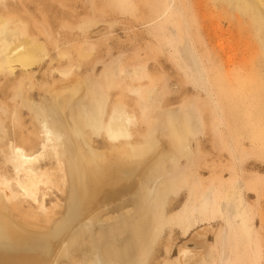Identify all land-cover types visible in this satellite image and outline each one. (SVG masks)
I'll list each match as a JSON object with an SVG mask.
<instances>
[{"label":"bare ground","instance_id":"obj_1","mask_svg":"<svg viewBox=\"0 0 264 264\" xmlns=\"http://www.w3.org/2000/svg\"><path fill=\"white\" fill-rule=\"evenodd\" d=\"M216 1L248 15L259 52L242 58V64L261 75L264 0ZM20 2L10 8L0 0V79L6 78L0 84V264H57L61 258L67 264H254L257 201L249 195L259 197L264 175L246 167L251 159L264 161V143L251 130L264 124V86L247 88V72L237 73L239 83L229 74V80L210 75L223 55L227 64H234L236 55L220 43L215 57L200 52L199 42L192 44L188 9L176 0L151 1L150 44H131L128 53L118 55L110 48L108 58L89 60L88 66L101 62L98 72L89 68L63 84L50 79V66L37 81L33 69L45 60L51 66L65 63L66 50L51 44V53L49 44L22 32ZM88 17L85 27L91 28L97 21ZM70 48L84 60L94 55L95 44ZM160 52L189 88L180 84L173 91L160 61L151 71L149 61ZM80 59L68 60L63 77ZM261 77L264 81V73ZM208 133L211 148L226 151L228 160L202 163L209 153L202 137ZM98 140L106 144L87 151L83 141ZM55 189L67 197L57 220L51 213L61 204L46 205ZM182 193L186 198L180 202ZM206 222L215 228L198 233L194 242L202 249L183 244L178 257L157 259L160 241L173 226L186 236ZM165 250L169 254L171 247Z\"/></svg>","mask_w":264,"mask_h":264},{"label":"rangeland","instance_id":"obj_2","mask_svg":"<svg viewBox=\"0 0 264 264\" xmlns=\"http://www.w3.org/2000/svg\"><path fill=\"white\" fill-rule=\"evenodd\" d=\"M14 1L15 0H4L6 6H9L10 8L13 7L11 3H13ZM18 1H21L20 17L24 22L22 26V32L29 36H34V37L36 36L35 38L37 40L44 42L45 44H49L51 53H54L53 52L54 48H52L54 46L51 44H60L61 47H63L66 50L65 54H63L62 56V61L63 62L66 61L65 63H56L54 61L53 62L54 64L52 63L53 66H51L49 65V62L45 60L39 67H35L33 69V72L35 73L34 78L37 79V81H41L44 78L43 76L45 74V71L47 67L50 66V69L52 70V76L50 77V79L56 80L57 81L56 84H63L65 82L76 79V77H81V76H76L78 75V73L79 75H83L89 72L90 70L93 72H98L99 69H101L100 66L101 62H99L98 60L90 61L91 62L90 66H88L89 65L88 62L90 59L92 60L97 56L100 58H108L109 54L106 55L105 53L110 48L112 54L118 55L121 53L122 54L128 53L130 51V48L132 47L131 44H138V43L148 44V42L150 44L149 41L150 33L148 32L150 26L147 24V22L150 20V18H148L149 17L148 14L150 12L149 7L152 0H134L129 2H127V0H122L123 3L119 4L120 6L114 3L113 0H94L95 3L89 0V2L92 4V7H94V9L93 8L92 9L95 11L94 12L95 14L93 13V10L90 7L91 4H89L87 0H18ZM177 1L179 3L182 1L181 3L182 6L185 5L187 7L185 10L188 9L186 11L188 12V14L187 13L186 14L188 15L187 17L189 18V27L191 29L189 31H190L191 39L193 40L192 44L195 43L197 44L199 42L197 44V47L200 52L206 50L208 53H212L213 57H215L217 52H221L216 46V44L220 43L226 46V49L229 50L227 54L236 55L234 64H227L225 62L226 57L225 55H223L221 62H219L220 63L219 67L218 66L214 67L213 65H211L213 69L212 71H210V75H212V73L225 74L229 80L228 77L229 74L232 77L231 79L238 82V79L236 77L238 72L249 73L251 71L252 68L251 64H248V66H246L245 68V65L242 64V58L246 57L248 60H251L257 56L256 51H258V45L256 44L258 43L257 42L258 37L257 36L255 37L256 35L255 31L251 29L247 24L248 15H246L244 12L241 13L238 10H235L234 8L232 10L231 6L222 2L219 3L216 0H186V1L176 0V2ZM85 7L87 12L85 11ZM95 8L98 10H96ZM224 9L226 10V13L223 12L225 11ZM229 12L231 13L233 12L235 13V15L234 14L231 15V13ZM26 13H28V15ZM85 14L90 16V19L95 16L96 18L94 17L92 19H95V21H97L98 24L96 22V25L95 26L93 25V27L91 28L90 27L88 28V26L85 27V23H86L85 20L89 19V17L88 16L86 17ZM239 15L241 16V18ZM237 16L239 17L237 18ZM98 17H100L99 19L101 21H99ZM232 17L237 18L238 20V21L236 20L237 23ZM243 18H244V22H243ZM233 21H235L236 24ZM33 22L34 24L35 23L36 24L33 25L32 24ZM240 23H242V25H240ZM37 26L38 29H36ZM40 28L43 30H41ZM44 30L46 31L45 33L46 35L45 34L43 35V33L45 32ZM248 30L251 31V33L247 32ZM244 31L246 32L244 33ZM40 32L41 35H39ZM86 38H88L89 41L87 40L84 42ZM253 38L254 39L257 38V39L254 40ZM194 41L195 43H193ZM70 44H95L94 55L92 53L91 54L92 56L90 55L88 59L85 58L84 60L80 59L79 56L76 55V51H73L70 48ZM203 47H205L206 49ZM158 54H156L155 57L153 58L156 61H152L153 59L149 61L151 66V71L156 70L155 68H152V66H155L154 64L158 65V63L155 62L160 61L164 65L166 70L170 72L171 78L169 79V83L170 84L173 83L171 84L172 88L175 89L173 91L176 92L177 87L179 88L178 85L180 84L183 85L188 84L186 82H181L183 80L180 81V77L184 75H182L181 71L178 69L177 70L179 71V74L177 75V73H175L174 68L176 69V67L174 63L173 62L171 63L166 59L164 52H160ZM73 58L76 60L80 59L79 63L82 62V65L79 66L78 63L74 68H72L71 72L68 74V76L71 78H69L68 76H67L68 78L63 77L64 72H66L65 70L67 67L66 65H68L69 63L68 60ZM208 62L209 64L211 63V61H207V64ZM89 68L91 69L87 70ZM247 69L249 70V72ZM260 69L262 75V73H264V68L260 66ZM72 72H74V74ZM261 75L258 70H256L253 73H249L248 75L249 77H246L247 79L245 86L247 88L251 87V89H253L254 91L263 87L264 81L262 80ZM62 78L63 79L67 78V79L62 80ZM5 80L6 78L3 76V78L0 79V84ZM186 86L187 88H189V85ZM179 94L181 93L178 92V95ZM128 99L130 100L132 106H134L133 101L131 100V97L129 95H128ZM70 124L73 126V128H75V126L73 125V120H70ZM142 126L143 125H140L139 127L141 130L144 127ZM134 128L136 127L134 126ZM259 128L260 129H258V127H252L251 130L255 135L258 136L260 135L259 138L264 143V124L261 125ZM136 137L140 138L142 136H138L136 134L135 138ZM72 138H75L74 135L72 136ZM76 138L82 139V135L78 134ZM202 138L204 140L203 148L207 153L209 152L207 158L201 160L202 163L206 160L207 163L210 162L211 160H217L219 157H220L219 159L221 160H228V154L226 151H222V153H219L217 152L218 150H214L213 148H211L212 146L210 145V141H209V139L211 138L210 133H208L205 137ZM98 141H100L101 143L100 142L97 143V141L94 142L90 141L88 144L89 146L85 144L84 141L83 143L85 146H87L86 147L87 151H89L91 149L90 146H94L96 144H100V146H104L106 144L101 140ZM246 141H247L246 145L250 146L251 143L248 140ZM168 146L170 147V145ZM257 148L260 149V146L257 145ZM217 154L218 155L220 154L221 156H218ZM208 170L206 167H204V169H202L201 172L204 176H208L209 174ZM246 171H259L264 175V161L262 163L258 160L251 159L247 164ZM224 175L226 177L228 176L227 173H224ZM137 184L138 183L136 181V185ZM136 185L132 189L137 190L139 186ZM259 193H260L259 197L258 196L256 197V195L253 194H251V196L249 195L251 200L257 201L256 204L257 215L255 217V224H256V229L259 232V235L257 237V241H259V248H257L256 254L255 251H253V255L251 256V258L254 260V264H264V182L259 187ZM185 198H186V193H182V195L179 197L180 202L184 201ZM46 200H47L46 205L48 207H52V203L55 202H59L61 204V206L58 205L54 207L53 208L54 211H52L51 213L55 220L59 219V217L62 215L61 210L64 207L63 205L67 203L66 195L64 193H61V191L55 189L49 192L48 196L46 197ZM25 207L29 208V206H25ZM173 228L175 229L174 232L170 234V232L167 231L163 239L160 241L159 253L157 259H162L163 257L166 256L171 259L178 257L180 254L181 245L183 244L185 245L188 244L187 247L190 249H195V250H197V248L198 250L202 249V246H200L199 244L197 245L196 242H194V240L197 238L199 232H201L206 228L214 229L215 226L213 223H208V222L198 223L193 228V230L190 231L186 236L182 235L177 227L173 226ZM208 240L211 241L212 237L209 236ZM165 246L171 247V252L169 254L166 252ZM157 263H158L157 261H152V264H157ZM57 264H67V260L63 258L58 259Z\"/></svg>","mask_w":264,"mask_h":264}]
</instances>
